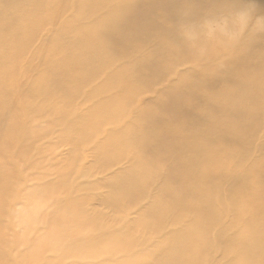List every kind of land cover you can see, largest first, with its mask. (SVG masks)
Listing matches in <instances>:
<instances>
[{
    "label": "rangeland",
    "instance_id": "374dc122",
    "mask_svg": "<svg viewBox=\"0 0 264 264\" xmlns=\"http://www.w3.org/2000/svg\"><path fill=\"white\" fill-rule=\"evenodd\" d=\"M33 1L0 0V264H160L175 246L190 254L184 264H239L247 242L230 237L243 234L248 203L258 196L236 197L246 215L231 226L240 210L229 183L264 171V5L180 0L165 30L148 27L159 41L139 54L163 71L135 96L137 68H122L129 50L101 55L84 41L96 36L65 29L78 22L75 6L89 0ZM112 2L88 7L102 11ZM195 76L207 79L195 87ZM172 86L181 92L168 100ZM174 100L192 115L153 125L154 107ZM220 144L230 145L224 161ZM186 149L199 164L194 176H219L218 194L180 190L185 180L177 190L165 187L159 174L179 169ZM232 157L241 164L231 168ZM146 166L154 172L144 193L113 192L129 173L147 183ZM176 197L203 199L217 212L225 200L219 225L208 231L199 221L205 216L188 205L165 213L164 200Z\"/></svg>",
    "mask_w": 264,
    "mask_h": 264
},
{
    "label": "bare ground",
    "instance_id": "6f19581e",
    "mask_svg": "<svg viewBox=\"0 0 264 264\" xmlns=\"http://www.w3.org/2000/svg\"><path fill=\"white\" fill-rule=\"evenodd\" d=\"M36 1L37 0H34L33 4H35ZM41 1L42 0H38V2ZM96 1L97 0H89L86 2L85 0V4L78 3L75 6L78 22H76L75 24L73 22L71 26L65 29L72 31H83L90 36L91 34L96 36L94 41H91V38L84 41L87 42V47L99 51L101 55L108 51L110 52L114 50L112 52H118V55L120 56V54L122 55V52H124L125 50H129V60L127 63L122 65V68H137L133 79H137L136 81L139 82V84L137 85L138 90L135 93V96H138L141 90L151 89V85L154 83L152 81L153 79L150 81H148L147 79H151L153 78V76L159 79L160 74L163 71L162 68V71H160V73H157L159 71L158 69L153 70L146 67V61L148 60V58L144 53L139 54L142 48H146L147 46L151 47V45H155L159 41V36H155L156 34H151L148 27L152 25L153 29L157 28L158 30H165L167 25L166 22L169 20H173L176 17L177 6H179L178 2H180V0L163 1L162 4H156V2L152 4V1L155 0H114V2H112L111 4L110 9H108V7L107 9H102V11H98L97 9H95V7H88L91 2ZM107 1L111 2L112 0ZM257 1L264 5V0ZM175 29L176 28L172 26L169 28V31L174 34ZM135 52H137V54ZM88 72L91 71L88 70L86 73ZM206 79L207 76L204 78L195 76V87H198L200 82ZM149 82H151L152 84H150ZM187 89L189 90V98H197L194 89V83L189 84L187 86ZM180 92V87L172 86L165 97L168 100L172 99L173 96L174 99H177L176 95ZM242 98L245 99L246 97ZM154 109L158 114L157 118L159 121L153 120V125L157 124L163 126V123L172 124L174 119L179 116L192 115V110H190L191 108L183 107L180 103H178V101L175 100L169 106H155ZM177 123V125H179L178 121ZM195 136H198V134L191 137L195 138ZM133 140H135V138ZM220 145V149L216 153V155H222L220 158H222V160L224 161V159H227V149L230 148V145ZM237 145L242 147L241 144ZM195 148L198 149V155H200L199 153L201 150L198 147ZM156 155H158V153ZM176 155H179V153L161 156V159L163 160L161 163L163 164L164 160H174L175 158H177ZM189 155L190 151L187 149L181 152L179 157L183 158V163H181V167H179V169L175 171L170 170L168 172H165V168L163 167L162 174H159V176L162 178V181L165 182V187L168 186V188L173 191L175 189L177 190V185H179L182 180H185V182L182 181L180 190H188L196 187L197 189L203 190L204 192H215L218 194L220 185L217 181H213V179H218L219 176L216 174H207L205 172L198 173L199 176H194L191 173L193 171V167L199 166V164L194 163V161H196L197 159L193 162V159L189 160ZM199 159L200 158H198V160ZM230 159L231 160H228L226 164L232 165L231 168H234L241 164V161L235 160L233 159V157ZM153 172V169L146 166L145 169L142 170V176L144 175V177L148 180V182L146 180L147 183H145V181L142 182V177H139L137 174L135 175L134 172L120 178L121 184L118 186L113 185L111 189L113 190V192H117V190H119L122 194H125L129 197L139 193L142 194L146 190V184L147 188L150 187L149 181L150 177L153 176ZM172 173L175 180L173 182H168V177ZM248 174L249 173L247 172V175ZM163 178H165V180H163ZM249 179V183H247L246 181L241 182L240 179H238L236 182L229 183L230 189H232L229 197L231 199L234 198L232 200L233 203H231V205L233 206L235 205L236 197L238 196L242 199H246V195L249 194L258 196V199H254L250 203H248L249 205L247 209L250 216L246 215V211L242 209L241 201L238 205L234 206L235 209L240 210V214L232 218L231 226H236L239 223L240 219H244V213L247 220L242 230L243 234L241 233L240 236H231L230 242L232 244H240V242L242 243L243 241L247 242V249L244 250L243 256L239 260V264H264V188L261 189L259 185H255V183L264 182V171L251 174ZM194 182L196 183V185L193 184ZM132 183H140L141 189H131ZM205 185H209L208 189H204ZM165 187H163L162 189H164ZM220 203L221 208H219V206L217 205L218 212L213 204L208 203L203 199L192 202V204L191 202H189L188 204L186 201L181 202L177 199V197L167 198L166 200H164L163 206L166 207L164 209L166 213L167 209L177 207L183 209L188 205L189 208H192L194 211L202 213V216H205L204 219L199 218V221L203 222V226L207 227L209 225H212L216 227L217 225H219L220 219L223 215V206L225 205L226 201L221 200ZM179 218V216H173L172 214L170 219H172L173 222H176L179 220ZM212 226H209L208 231H213ZM224 239L225 236L218 237L219 241H224L225 245H227L228 242H226ZM202 251L204 255L208 253L204 249V247L202 248ZM189 257V253L183 252L182 248H177L175 246L172 247V249L163 256V261L160 262V264H184V260L188 259Z\"/></svg>",
    "mask_w": 264,
    "mask_h": 264
}]
</instances>
